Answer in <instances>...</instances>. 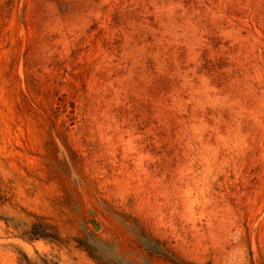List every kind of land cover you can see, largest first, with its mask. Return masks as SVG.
<instances>
[{"label": "rangeland", "instance_id": "1", "mask_svg": "<svg viewBox=\"0 0 264 264\" xmlns=\"http://www.w3.org/2000/svg\"><path fill=\"white\" fill-rule=\"evenodd\" d=\"M0 264H264V0H0Z\"/></svg>", "mask_w": 264, "mask_h": 264}, {"label": "water", "instance_id": "2", "mask_svg": "<svg viewBox=\"0 0 264 264\" xmlns=\"http://www.w3.org/2000/svg\"><path fill=\"white\" fill-rule=\"evenodd\" d=\"M94 228H98V226L97 225H94Z\"/></svg>", "mask_w": 264, "mask_h": 264}]
</instances>
